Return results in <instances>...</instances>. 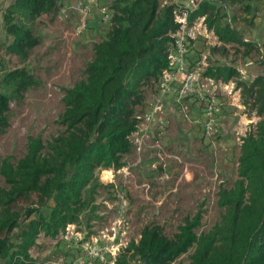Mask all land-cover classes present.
<instances>
[{"label": "trees", "instance_id": "trees-1", "mask_svg": "<svg viewBox=\"0 0 264 264\" xmlns=\"http://www.w3.org/2000/svg\"><path fill=\"white\" fill-rule=\"evenodd\" d=\"M62 0H14L3 15L7 33L12 37L5 50L20 60L39 44L33 22L41 15L57 13ZM114 13L107 35L93 44L94 56L85 65L86 78L65 88L60 121L62 133L44 142L32 137L26 152L16 162L5 157L0 174L7 188H0V259L5 264H29L30 248L39 233L55 235L66 223L75 221L88 205L84 190L93 192L95 170L122 167V156L131 150L129 135L136 129L135 109L143 104L141 86L158 80L167 67L170 33L177 24L172 7L160 9L159 0H113ZM205 15L222 42H240L233 27L221 21L219 9L210 0L201 1L190 15ZM227 66L209 68L206 74L223 81L236 75ZM262 79V78H261ZM253 82L258 115L254 131L242 138L237 180L218 193L224 208L219 222L205 233L197 211L178 227L174 238L163 235L161 227L145 225L137 242L127 251L140 264H264V83ZM0 89V133L9 124L10 102L20 101L23 93L40 81L24 68L5 70ZM33 199L26 207L28 222L16 244L9 233L16 228L21 199ZM47 206L49 212L41 209ZM37 213L34 218L30 216ZM193 248L188 263L176 259ZM127 255L126 253L123 254ZM120 264H128L122 258Z\"/></svg>", "mask_w": 264, "mask_h": 264}, {"label": "rangeland", "instance_id": "rangeland-1", "mask_svg": "<svg viewBox=\"0 0 264 264\" xmlns=\"http://www.w3.org/2000/svg\"><path fill=\"white\" fill-rule=\"evenodd\" d=\"M13 1L0 0V89L4 87L3 72L9 69L24 68L40 81L39 85L29 87L20 101L10 102L9 124L0 133V161L9 157L16 162L26 152L30 138L39 137L47 142L64 131L60 115L64 109L65 88L86 78L84 69L94 56L93 44L104 39L108 30L100 22L98 8L111 7L113 0H98L79 34L74 32L78 17L71 10L64 19L57 17L61 7L71 0L62 2L57 13L36 18L33 27L39 44L24 60L5 50L12 37L6 31L3 15ZM210 1L218 7L221 21L238 33L240 42L197 44L194 52L200 55L204 51L207 55L203 75L216 66L232 67L236 75L227 82L228 87L223 86V81H215L218 85L210 92L212 95L184 98V102L189 100L196 105L197 111L191 110L189 114L192 120L184 119L175 101L166 108L163 128L153 129L152 141L160 140L168 152L179 158L177 161L161 168L156 164L154 150L147 146L140 160L131 149L122 156V167L96 169L93 182L98 185L93 192L84 190L83 197L89 198V202L77 219H119L116 204L119 198L111 191V184L103 180L112 177L118 183L120 169L128 168L135 187L126 194L123 217L130 219L131 237L139 238L145 225L154 224L161 227L163 235L174 238L178 227L197 211L202 212L201 225L195 230L197 234L207 232L219 222L224 208L218 205V193L231 188L237 180L242 138L254 131L256 123L263 118L258 115L254 97L257 87L252 90L249 87L259 78L264 83V0ZM159 3L160 9L169 4L168 0H159ZM158 87L159 78L141 86L143 104L151 103L150 93ZM0 188H7L1 174ZM113 191L116 193L117 189ZM28 206H35L32 198L17 203L19 225L8 236L12 244L19 241V233L28 222L23 215ZM41 211L47 214L49 208L44 206ZM192 252L193 248L188 249L176 262L188 263ZM29 253V264H50L59 257L52 235L43 232ZM123 258L128 264H140L139 258L130 253ZM0 264H5V260L0 259Z\"/></svg>", "mask_w": 264, "mask_h": 264}, {"label": "built area", "instance_id": "built-area-1", "mask_svg": "<svg viewBox=\"0 0 264 264\" xmlns=\"http://www.w3.org/2000/svg\"><path fill=\"white\" fill-rule=\"evenodd\" d=\"M97 1L71 0L61 7L57 17L64 19L63 17L71 10L78 17L74 32L79 34L83 31L88 15ZM201 1L204 0H168L169 4L166 6L172 7L173 21L177 24V28L169 34L171 40L167 48V67L162 70L159 77V87L154 101L136 107V129L128 137L137 160H140L145 147L149 146L154 150L156 164L161 168H166L170 161L179 159L168 152L160 140L152 141L153 129L163 128L164 124L166 107L163 96L170 94L178 109L182 111L184 119L189 121L192 120L189 117L191 109L189 104L184 102V98L189 95L202 96L206 93L212 95L210 92L218 85L215 81H223L203 75L202 71L207 65V55L204 51H201L200 55L194 52L197 44L211 46L220 41L213 28L208 26L205 15L190 18ZM113 13V9L107 5L98 8L100 22L108 29ZM228 81H223L224 87H228ZM120 170L121 178L118 183L112 177L103 180L106 184H111V191L119 198L116 200L119 219H76L66 223L55 235H52L55 251L58 252L59 257L53 259L50 264H120L123 254L132 252L127 249L132 242L137 244L140 235L139 238L129 235L130 219H124L123 214L127 205L126 194L135 187V184L128 168ZM115 189H117L116 193L113 191Z\"/></svg>", "mask_w": 264, "mask_h": 264}, {"label": "crops", "instance_id": "crops-1", "mask_svg": "<svg viewBox=\"0 0 264 264\" xmlns=\"http://www.w3.org/2000/svg\"><path fill=\"white\" fill-rule=\"evenodd\" d=\"M65 1H66V0H62V2H65ZM156 94H157V90H155L153 94L150 93V97H151V99H150V97H149L148 99H150V102H151V103L154 101V97H155ZM151 95H152V96H151ZM185 98H186V97H185ZM184 100H185V99H184ZM173 101H174V100H173V98L171 97L170 94L163 96V102H164V106H165L166 108H168V107H169V104L173 103ZM188 101H189V100H186L185 102L189 104L191 110H193V111H197V110H196V105L193 106V105H192L191 103H189ZM149 104H150V103H149Z\"/></svg>", "mask_w": 264, "mask_h": 264}, {"label": "bare ground", "instance_id": "bare-ground-1", "mask_svg": "<svg viewBox=\"0 0 264 264\" xmlns=\"http://www.w3.org/2000/svg\"><path fill=\"white\" fill-rule=\"evenodd\" d=\"M107 179H109V177Z\"/></svg>", "mask_w": 264, "mask_h": 264}]
</instances>
